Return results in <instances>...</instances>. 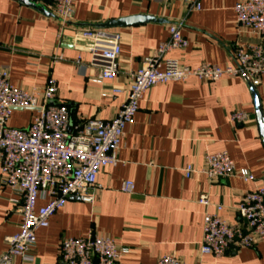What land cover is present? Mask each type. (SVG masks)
Masks as SVG:
<instances>
[{
    "label": "crops",
    "instance_id": "1",
    "mask_svg": "<svg viewBox=\"0 0 264 264\" xmlns=\"http://www.w3.org/2000/svg\"><path fill=\"white\" fill-rule=\"evenodd\" d=\"M197 1L199 11L179 0H75L73 20L59 37L56 16L22 0H0V68H8L12 86L34 91L39 102L48 81L55 80L73 124L112 120L127 99L131 72L169 39L171 25L181 26L189 46L169 57L192 68L203 64L225 68L234 49L258 43L256 35L237 25L234 8L240 0ZM141 18L155 21L105 28L121 35L120 72L114 81L93 82L98 70L91 65L89 41L78 34L109 22ZM60 57L63 60L56 62ZM115 89L123 93L114 94ZM256 91L264 119V77ZM234 110L247 113V123L232 124ZM35 115L14 111L8 125L25 129ZM219 152L232 158L236 170L232 177L210 181L198 173L185 176L188 166L200 169L206 154ZM118 157L116 166L101 171L94 204L71 198L47 228L38 230L31 264H61V242L90 234L129 250L118 264H156L167 255L185 264H264V241L222 258L199 254L206 211L214 213L221 206L219 216L236 224L243 196L264 185V139L257 106L251 86L241 78L213 83L191 78L151 88L125 128ZM241 170H248L254 180H243ZM125 181L134 183L133 193L121 191ZM201 194L208 196V209L197 203ZM15 200L0 176V255L8 248L6 238L19 232L22 218ZM42 206L44 202L38 201ZM13 264H21L20 259Z\"/></svg>",
    "mask_w": 264,
    "mask_h": 264
},
{
    "label": "built area",
    "instance_id": "2",
    "mask_svg": "<svg viewBox=\"0 0 264 264\" xmlns=\"http://www.w3.org/2000/svg\"><path fill=\"white\" fill-rule=\"evenodd\" d=\"M47 6L59 21L62 37L73 20L75 0H28ZM168 1V0H161ZM189 10L199 11L197 0H179ZM237 25L258 37V43L238 47L231 53V63L225 68L203 64L192 68L172 59L175 50H186L188 41L180 25H171L169 39L160 44L142 66L130 74L127 99L115 118L109 121L88 119L73 124L70 108L60 102L57 82L50 79L39 102L34 91L12 86L7 67L0 68V176L3 184L17 197L22 221L19 232L6 238L7 250L0 255V264L33 263L32 252L37 244V232L47 228L55 214L67 201L76 198L94 204L101 171L119 163V150L125 128L133 123L147 92L158 85L173 81L185 82L198 78L207 83L225 77H239L255 89L264 77V0H240L234 8ZM77 38L89 41L87 51L91 65L97 68L95 83L114 81L119 75L121 35L105 29H85ZM57 58L55 61H62ZM77 65H81L77 62ZM82 67V66H81ZM114 94L123 93L115 89ZM14 111L36 112L29 127L17 129L8 123ZM234 125L249 120L247 113L234 110L230 116ZM187 178L202 174L210 181L232 177L235 165L227 152L206 154L202 168L188 166ZM245 181L254 180L248 170L239 172ZM121 191L131 194L135 185L122 184ZM44 206L38 207V201ZM197 203L208 209L211 204L206 194ZM222 207L206 211L200 256L222 258L241 249L253 248L264 241V185L245 194L237 208L238 222L230 224L219 216ZM61 264H118L129 250L113 240L90 234L85 238L65 239L60 244ZM156 264H185L173 255L161 257Z\"/></svg>",
    "mask_w": 264,
    "mask_h": 264
},
{
    "label": "water",
    "instance_id": "3",
    "mask_svg": "<svg viewBox=\"0 0 264 264\" xmlns=\"http://www.w3.org/2000/svg\"><path fill=\"white\" fill-rule=\"evenodd\" d=\"M22 1L30 3L32 6H34L35 8L40 9L43 13H45V14H47L49 16H54L52 13L47 12V10L44 7L40 6V5L32 3V2H30L28 0H22ZM136 21L137 22L138 21L145 22V21H155V20H152L151 18H141V19H136V20L135 19H133V20H121V21H117V22L113 21V22H109V23L104 24V25L95 26V28H97V29H105V28H113V27H122V26H127V25H130L132 23H135ZM251 89L253 90L254 100H255V103H256V106H257V119H258L260 133H261L262 138L264 139V119H263V115H262L260 99H259V96H258V93H257L256 89L254 87H252V86H251Z\"/></svg>",
    "mask_w": 264,
    "mask_h": 264
}]
</instances>
